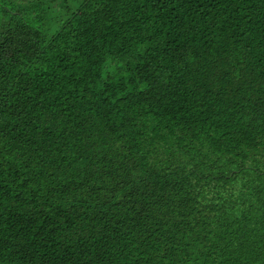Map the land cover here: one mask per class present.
Instances as JSON below:
<instances>
[{"label": "trees", "instance_id": "obj_1", "mask_svg": "<svg viewBox=\"0 0 264 264\" xmlns=\"http://www.w3.org/2000/svg\"><path fill=\"white\" fill-rule=\"evenodd\" d=\"M0 264H264V0H0Z\"/></svg>", "mask_w": 264, "mask_h": 264}]
</instances>
